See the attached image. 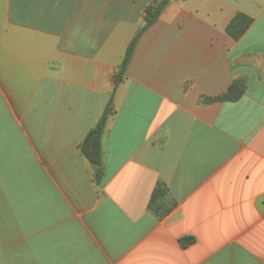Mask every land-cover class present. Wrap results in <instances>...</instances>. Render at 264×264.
Here are the masks:
<instances>
[{
  "label": "crops",
  "instance_id": "crops-1",
  "mask_svg": "<svg viewBox=\"0 0 264 264\" xmlns=\"http://www.w3.org/2000/svg\"><path fill=\"white\" fill-rule=\"evenodd\" d=\"M157 1L0 0V264H264V0H171L115 88L100 184L78 152Z\"/></svg>",
  "mask_w": 264,
  "mask_h": 264
},
{
  "label": "trees",
  "instance_id": "trees-1",
  "mask_svg": "<svg viewBox=\"0 0 264 264\" xmlns=\"http://www.w3.org/2000/svg\"><path fill=\"white\" fill-rule=\"evenodd\" d=\"M171 0H159L154 2L152 5L148 6L145 10L144 24L134 36L132 41L126 48L125 55L118 67V71L114 76V89L111 92L109 99L101 113L96 124L87 132L83 140L78 146V152L90 166H101V138L104 133L106 122L108 117L112 113V103L115 88L121 84L125 79L126 67L130 61L133 53L134 46L142 35L159 17L163 8ZM252 20L244 14H236L228 23L226 27V33L234 40H239L247 31L251 25ZM243 88L239 86L238 83H233L226 93L217 98L208 99L207 103L217 102V101H235L242 94ZM94 182L98 185L102 180V171L93 174ZM167 189L164 184L158 183L155 190L152 193L149 208L152 209L157 198L165 196ZM155 212V211H154ZM192 238H183L181 240L182 246L187 247L192 244Z\"/></svg>",
  "mask_w": 264,
  "mask_h": 264
},
{
  "label": "water",
  "instance_id": "water-1",
  "mask_svg": "<svg viewBox=\"0 0 264 264\" xmlns=\"http://www.w3.org/2000/svg\"><path fill=\"white\" fill-rule=\"evenodd\" d=\"M91 168L94 171V173H98L101 171V166H91Z\"/></svg>",
  "mask_w": 264,
  "mask_h": 264
}]
</instances>
